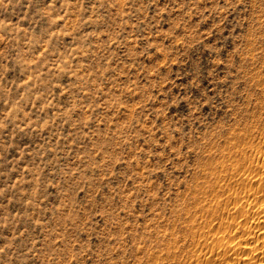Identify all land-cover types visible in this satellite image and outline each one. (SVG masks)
Segmentation results:
<instances>
[{"label": "rangeland", "instance_id": "rangeland-1", "mask_svg": "<svg viewBox=\"0 0 264 264\" xmlns=\"http://www.w3.org/2000/svg\"><path fill=\"white\" fill-rule=\"evenodd\" d=\"M0 264H264V0H0Z\"/></svg>", "mask_w": 264, "mask_h": 264}]
</instances>
